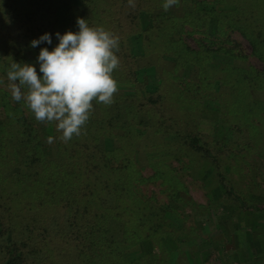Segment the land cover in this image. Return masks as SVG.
Returning a JSON list of instances; mask_svg holds the SVG:
<instances>
[{
  "label": "trees",
  "instance_id": "obj_1",
  "mask_svg": "<svg viewBox=\"0 0 264 264\" xmlns=\"http://www.w3.org/2000/svg\"><path fill=\"white\" fill-rule=\"evenodd\" d=\"M164 2L0 0V264H193L198 249L182 244L202 234L186 224L190 201L181 192L188 188L167 174L172 156L189 168L210 160L226 196L264 210V199L246 198L224 168L247 166L245 179L264 197V150L249 141L264 131V0H179L167 11ZM77 18L120 38L119 90L110 106L93 101L85 133L64 143L55 123L38 122L12 99L7 72L16 62L40 74V49L51 51L57 32L79 31ZM45 33L52 44L30 46ZM203 120L246 137L222 142L199 130ZM141 156L153 175L143 173ZM157 179L165 200L139 193Z\"/></svg>",
  "mask_w": 264,
  "mask_h": 264
},
{
  "label": "clouds",
  "instance_id": "obj_2",
  "mask_svg": "<svg viewBox=\"0 0 264 264\" xmlns=\"http://www.w3.org/2000/svg\"><path fill=\"white\" fill-rule=\"evenodd\" d=\"M128 3L135 7L134 0ZM178 3L165 0L162 7L167 11ZM77 25V32H57L59 43L51 51L40 49L37 62L42 75L28 63L12 62L7 72L12 99L23 100L38 122L55 123L64 143L85 133L93 101L110 106L119 90L113 73L121 63L116 54L120 38L102 26L90 27L83 18H77ZM42 43L52 44L51 34L32 40L30 46ZM48 143H53V137Z\"/></svg>",
  "mask_w": 264,
  "mask_h": 264
},
{
  "label": "rangeland",
  "instance_id": "obj_3",
  "mask_svg": "<svg viewBox=\"0 0 264 264\" xmlns=\"http://www.w3.org/2000/svg\"><path fill=\"white\" fill-rule=\"evenodd\" d=\"M232 37L241 44L252 63L262 66V62L253 55L252 46L246 38L239 32H235ZM189 39L192 45H196L192 38ZM146 80L149 89L157 87L153 81L158 80L152 71L148 72ZM206 103L209 107L215 106L212 101ZM199 130L215 135L216 139L228 143L233 139L241 140L246 137V133L237 132L228 124L212 120H203ZM253 137L256 138V147L264 150V131L260 134L251 133L250 140L248 136L247 139L252 142ZM246 150L249 149L246 148ZM193 156L194 161L199 158L195 153ZM188 161L183 157H168L166 172L171 176L180 177V184L188 188L181 192V195L190 201L184 208L185 214L189 215L186 224L198 228L202 234L197 236V240L194 239L193 243L182 244L188 251L193 250L194 247L198 249L193 255L191 254L196 258L193 264H201V261L203 264H264V210L242 208L240 204H236L233 199L226 196L223 186L215 185L217 182L215 175L219 171L210 160L198 163L194 165V168H189L187 164H190V161ZM146 162L141 156L140 164L145 167L143 173L151 176L155 170ZM224 168L230 173L234 182L238 183L236 187L241 190L237 189L246 193V198L254 201L264 199L257 182L254 181L253 184L251 181L250 184L253 185H250L245 179L247 175L244 173L247 166L243 168L242 164L238 163L233 168L227 166ZM255 174L256 169L251 168L249 176L253 177ZM161 188H163L161 180L157 179L142 185L138 190L144 197L156 192L162 200H165V195L160 192Z\"/></svg>",
  "mask_w": 264,
  "mask_h": 264
}]
</instances>
